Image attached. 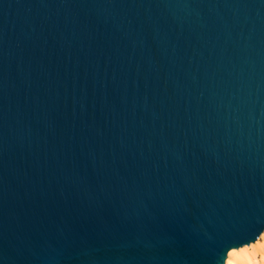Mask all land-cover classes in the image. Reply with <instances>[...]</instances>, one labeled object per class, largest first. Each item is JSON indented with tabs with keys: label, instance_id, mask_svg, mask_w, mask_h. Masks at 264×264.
Masks as SVG:
<instances>
[{
	"label": "water",
	"instance_id": "water-1",
	"mask_svg": "<svg viewBox=\"0 0 264 264\" xmlns=\"http://www.w3.org/2000/svg\"><path fill=\"white\" fill-rule=\"evenodd\" d=\"M264 232V0H0V264H225Z\"/></svg>",
	"mask_w": 264,
	"mask_h": 264
},
{
	"label": "bare ground",
	"instance_id": "bare-ground-1",
	"mask_svg": "<svg viewBox=\"0 0 264 264\" xmlns=\"http://www.w3.org/2000/svg\"><path fill=\"white\" fill-rule=\"evenodd\" d=\"M226 264H264V232L254 244L229 251Z\"/></svg>",
	"mask_w": 264,
	"mask_h": 264
},
{
	"label": "rangeland",
	"instance_id": "rangeland-1",
	"mask_svg": "<svg viewBox=\"0 0 264 264\" xmlns=\"http://www.w3.org/2000/svg\"><path fill=\"white\" fill-rule=\"evenodd\" d=\"M225 264H226V261H225Z\"/></svg>",
	"mask_w": 264,
	"mask_h": 264
}]
</instances>
